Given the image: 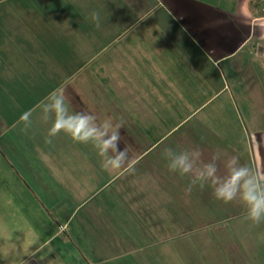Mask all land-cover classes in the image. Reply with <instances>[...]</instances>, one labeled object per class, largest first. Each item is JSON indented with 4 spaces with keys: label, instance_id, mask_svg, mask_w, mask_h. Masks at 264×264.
<instances>
[{
    "label": "crops",
    "instance_id": "obj_1",
    "mask_svg": "<svg viewBox=\"0 0 264 264\" xmlns=\"http://www.w3.org/2000/svg\"><path fill=\"white\" fill-rule=\"evenodd\" d=\"M262 2L0 0L2 96L34 71L32 98L110 121L135 169L106 170L64 132L47 143L40 108L17 131L20 113L0 131V264H264V222L210 183L189 191L162 155L264 173Z\"/></svg>",
    "mask_w": 264,
    "mask_h": 264
},
{
    "label": "clouds",
    "instance_id": "obj_2",
    "mask_svg": "<svg viewBox=\"0 0 264 264\" xmlns=\"http://www.w3.org/2000/svg\"><path fill=\"white\" fill-rule=\"evenodd\" d=\"M91 20L99 27V12H92ZM37 106L46 119L53 118L47 143H51L50 137L64 132L77 143L93 144L103 158L102 166L106 170H135L127 149L119 146L118 129L110 121L100 122L91 114L69 112L65 97L56 91L50 92ZM31 116L32 110H28L19 118V122L24 125V131L31 126ZM162 155L167 161L169 171L191 177L189 191L193 186L199 185L203 188L210 183L217 200L224 203L239 200L247 209L246 219L255 225L264 222V173L260 170L242 165L238 158L232 157L225 163L224 173L220 174L216 157L205 162L199 150H182L177 153L167 147Z\"/></svg>",
    "mask_w": 264,
    "mask_h": 264
},
{
    "label": "rangeland",
    "instance_id": "obj_3",
    "mask_svg": "<svg viewBox=\"0 0 264 264\" xmlns=\"http://www.w3.org/2000/svg\"><path fill=\"white\" fill-rule=\"evenodd\" d=\"M37 56L39 55L28 54V57L30 59L34 58L33 65L39 64V60L38 59L36 60ZM24 71L25 74L17 78L20 84L14 86V89L12 90L11 94L3 95L6 96L7 100L0 101V131L6 130L5 128L9 127L8 125L9 123H12L13 121L17 122L20 113H24L27 110H34V112L37 111L39 112V107L37 106L39 104V101L36 98H32V97H38L39 93L37 92L36 94L31 91L32 90L31 88L39 87L38 86L39 77L34 71L32 72L27 70ZM36 71L39 74V69H37ZM19 90L21 91V93L24 92L23 96L21 94L19 95L18 93ZM0 94H1L0 98L3 99L4 97L2 96L3 94L2 90H0ZM34 112L32 114H34ZM21 127H24V125L19 122L16 125L15 129L19 131ZM13 235L14 237H16L15 233Z\"/></svg>",
    "mask_w": 264,
    "mask_h": 264
},
{
    "label": "built area",
    "instance_id": "obj_4",
    "mask_svg": "<svg viewBox=\"0 0 264 264\" xmlns=\"http://www.w3.org/2000/svg\"><path fill=\"white\" fill-rule=\"evenodd\" d=\"M264 3V2H262ZM255 50L258 51L260 50L262 52V54H264V42H256L255 43Z\"/></svg>",
    "mask_w": 264,
    "mask_h": 264
}]
</instances>
